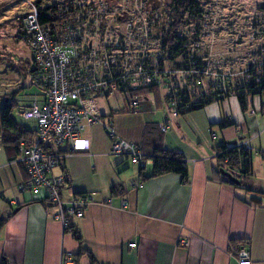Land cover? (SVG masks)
<instances>
[{
    "label": "crops",
    "instance_id": "obj_1",
    "mask_svg": "<svg viewBox=\"0 0 264 264\" xmlns=\"http://www.w3.org/2000/svg\"><path fill=\"white\" fill-rule=\"evenodd\" d=\"M145 107L168 113L164 99ZM141 109L130 113L125 103L121 110L103 113L111 116L121 138L146 153L158 145L185 155L187 181L177 173L151 177L153 164L141 168L127 156L113 155L110 136L104 143L92 125L83 133L81 150L54 170L68 178L62 190L65 204L79 194L95 200L84 218L73 219L74 233L53 219L58 209L44 191L19 190L26 170L0 137V217L10 216L0 230V264H63L69 252L77 264H239L236 252L242 247L252 264H264V96L251 97L244 112L231 94L182 118L168 114L169 121L156 128H148ZM173 119L176 126L170 130ZM222 144L252 149L247 185L234 186L218 173ZM139 179L144 186L132 188Z\"/></svg>",
    "mask_w": 264,
    "mask_h": 264
},
{
    "label": "built area",
    "instance_id": "obj_2",
    "mask_svg": "<svg viewBox=\"0 0 264 264\" xmlns=\"http://www.w3.org/2000/svg\"><path fill=\"white\" fill-rule=\"evenodd\" d=\"M27 4L21 36L32 53L28 77L36 91L15 98L14 117L29 135L19 143L17 160L27 174L19 190L44 191L48 202L58 209L53 219L74 233L73 219L84 218L95 200L91 194H79L65 204L62 190L68 178L54 170L67 156L81 150L88 127L104 126L112 140L113 155L127 156L141 168L153 164L139 144L117 134L111 116L100 108L101 100L122 96L128 110L137 112L164 99L168 114L177 118L180 111L204 99L225 98L228 86L235 85L225 84L222 74L216 76L208 53L203 51L206 41L202 37L208 35L203 18L208 14L199 12L195 2L184 15L178 13L181 18L172 13L176 12L175 3L153 0H61L49 4L27 0ZM176 19L180 25L173 34L175 41L167 45V33ZM167 130L162 127L164 133ZM131 186L141 189L144 181H132ZM122 207H128L127 199ZM236 256L239 264L253 263L245 247ZM62 263L77 264L70 252L64 254Z\"/></svg>",
    "mask_w": 264,
    "mask_h": 264
},
{
    "label": "rangeland",
    "instance_id": "obj_3",
    "mask_svg": "<svg viewBox=\"0 0 264 264\" xmlns=\"http://www.w3.org/2000/svg\"><path fill=\"white\" fill-rule=\"evenodd\" d=\"M40 1L49 4L61 0ZM153 1L165 5L175 2ZM192 2L199 7V12L208 14L207 19L203 18L204 24L205 22L207 24L205 32L208 33L202 37L206 41L203 51L208 53L216 76L222 74L225 84L231 82L237 85L246 80L252 81L261 74L264 69V0H192ZM28 9L27 0H0V107L5 100L10 99L11 94L19 90L20 86L24 88L17 93L18 99L36 91V88L30 85L28 77L32 53L21 36L22 16ZM254 66L256 68L252 72L251 67ZM125 103L122 96H117L110 98L109 102L101 100L99 105L102 112L108 114L111 109L115 112L121 110ZM149 108L141 109V112L147 115L145 121L148 128L165 120L169 121L168 113L163 108L154 107L153 111ZM15 116L18 119L16 112ZM184 116L186 115H181L180 118ZM95 125L99 128V139L104 143L108 142L106 129L100 124ZM167 126L170 130L173 129L176 121L173 119Z\"/></svg>",
    "mask_w": 264,
    "mask_h": 264
},
{
    "label": "trees",
    "instance_id": "obj_4",
    "mask_svg": "<svg viewBox=\"0 0 264 264\" xmlns=\"http://www.w3.org/2000/svg\"><path fill=\"white\" fill-rule=\"evenodd\" d=\"M38 4L41 3L40 0L37 1ZM176 12H172L175 17L181 18L178 13L184 15V12L188 9V6L192 3V0H175ZM178 10L182 12H178ZM180 14V15H181ZM177 20V19H176ZM180 22L177 20L174 24H172V29L167 33L166 41L168 44H173L175 41L176 29L179 27ZM255 66L251 68L253 72L255 70ZM257 78L260 81H257ZM24 86H20L19 90L10 95L9 100H5L0 107V137L2 139V143L5 145L8 152L15 153L17 156L19 153V143L22 139L27 138L28 132L20 126L15 117V98L17 93ZM231 94L237 96L241 109L246 112L248 110L250 104V98L254 96H264V69H262V73L259 74L254 80L248 82L237 83V85L228 86V91H226L225 98H220L218 95L215 97H210L208 99L202 100L199 104H194L190 109L185 111H180V115H185L187 113L200 110L205 108L207 105L213 102H221L224 101ZM156 128V125H152ZM151 126V127H152ZM220 126L225 127L224 123H220ZM150 127V128H151ZM143 150V148H142ZM146 158L153 159V172L151 177H158L161 175H166L169 173H177L182 176L183 181H187L189 177V168L188 162L185 155L181 153L172 152L167 150L161 146L153 147L151 153H146L143 150ZM217 159L219 164V174L224 178L223 181L228 182L234 186H236L233 182H231L226 176L221 173V170H225L231 173L234 177L241 181L240 185H247L250 181L253 173V151L247 146H232L229 147L227 144H222L217 147ZM117 188L114 187V191ZM118 191V190H117ZM8 217H0V230L5 226ZM77 239L79 241L82 240V237L76 232L75 233ZM238 252H236L237 255Z\"/></svg>",
    "mask_w": 264,
    "mask_h": 264
},
{
    "label": "water",
    "instance_id": "obj_5",
    "mask_svg": "<svg viewBox=\"0 0 264 264\" xmlns=\"http://www.w3.org/2000/svg\"><path fill=\"white\" fill-rule=\"evenodd\" d=\"M221 173L226 176L231 182H233L235 185L239 186L241 184V181L238 180L236 177H234L231 173L221 170Z\"/></svg>",
    "mask_w": 264,
    "mask_h": 264
}]
</instances>
